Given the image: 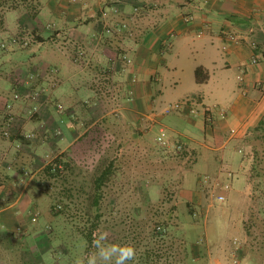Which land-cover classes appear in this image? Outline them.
I'll return each instance as SVG.
<instances>
[{
  "label": "crops",
  "instance_id": "crops-1",
  "mask_svg": "<svg viewBox=\"0 0 264 264\" xmlns=\"http://www.w3.org/2000/svg\"><path fill=\"white\" fill-rule=\"evenodd\" d=\"M29 1L4 12L0 33L30 41L0 48V264L45 261L37 178L46 156L67 150L78 131V114L60 89L66 79L89 73L91 87L101 81L113 89L108 98L97 91L87 106L96 120L114 115L139 131L157 121L145 106L190 99L179 110L191 115L203 104V122L191 120L204 123L206 137L224 148L233 141L242 151L253 147L249 138L264 119V0H38L36 17ZM200 66L209 74L205 82L196 78ZM178 142L198 160L196 148ZM28 237L31 246L23 245ZM223 257L212 264H228Z\"/></svg>",
  "mask_w": 264,
  "mask_h": 264
},
{
  "label": "rangeland",
  "instance_id": "rangeland-1",
  "mask_svg": "<svg viewBox=\"0 0 264 264\" xmlns=\"http://www.w3.org/2000/svg\"><path fill=\"white\" fill-rule=\"evenodd\" d=\"M38 48L40 46L35 44L32 49ZM87 75L89 73L83 74L79 81L66 79L60 88L65 92L67 105L78 114L76 140L67 149L73 160L71 180L67 186L77 195L70 201V212L78 214L71 221H65L64 217L51 213L52 204L60 200L58 192L65 186L62 182L53 180L39 185L35 199L42 211L41 254L45 261L37 264H75L77 257H86L93 250L92 243L80 230L89 226L81 217L83 212L80 209L85 208L87 203V194L81 186L85 185L89 190L90 182L103 160L108 163L112 159L122 161V168L118 179L106 189L101 204L104 215L94 233L107 231L109 243L134 245L136 257L128 264H150L146 262V254L150 251L152 254L155 246L163 254L164 261L167 260L166 264H212V258L219 253L228 264H253L246 257L247 246L253 239L247 234L245 222L260 235L264 233V196H257L249 182L253 147L247 144L241 152L239 147L242 145L237 141L224 148L210 136L206 137L204 123L195 125L191 120L196 116L203 122L205 106L201 103L193 106L195 112L191 115L183 113L184 110L165 112L170 104L177 101L165 103L163 100L158 109L145 106L149 114L156 113L157 121L151 122L149 127L144 123L139 136L135 135L137 130L122 127L113 119L114 115L96 120L94 116L98 114L87 106L94 103L97 91H102L108 98L112 97L113 89L101 81L100 85L96 82L97 85L91 87L93 82L87 79ZM155 87H161V83H156ZM172 87L170 85L168 89ZM56 97L60 95L56 94ZM172 98L175 99L174 96ZM68 99L73 103L69 104ZM128 102L135 104L136 100L129 99ZM213 102L210 99L207 104L214 108ZM66 103L61 105L64 107ZM107 124H111L110 127L107 128ZM90 125L91 128L86 130ZM159 136L171 141H187L198 150V160H192L193 154L191 158L170 159L166 156L167 152L158 149ZM66 144H70L69 139ZM218 146L220 148L217 149ZM61 149L46 156L47 164L67 151ZM206 176L211 179L219 176L224 182L229 181L232 187L213 189L211 182H202ZM222 193L226 196L224 201L218 198ZM164 218H169V224L166 227L159 225L164 234H156L155 223ZM31 239H25L23 245L34 244ZM181 242L188 246L189 251L184 262H181ZM238 246L237 257L232 251ZM236 258L238 262H235Z\"/></svg>",
  "mask_w": 264,
  "mask_h": 264
},
{
  "label": "trees",
  "instance_id": "trees-1",
  "mask_svg": "<svg viewBox=\"0 0 264 264\" xmlns=\"http://www.w3.org/2000/svg\"><path fill=\"white\" fill-rule=\"evenodd\" d=\"M16 3H18V0H0V33H2V27L5 23L4 12L10 8L16 7ZM27 8L31 15L36 17L39 14L41 3L38 0H30L27 3ZM38 37H40V35H37V38ZM196 78L198 82H205L209 78V74L204 67L200 66L196 70ZM135 135L139 136V131H136ZM249 144L253 146L254 150L253 163L251 169L249 170V182L253 186L257 196H264V119L256 128H254L253 134L249 138ZM158 149L161 152H167L166 156H170V159L176 160L179 158H187L190 153V150L186 145L182 150H178L169 149L158 144ZM72 163L73 160L68 153V150L64 151L48 162V164H46V166L39 172L37 178L39 181H41V183L55 180L56 182H62V184L65 185L62 191L58 192L60 200L54 202L51 206V213L55 216L64 217L65 221H71L73 217L78 214L76 212H70V201L77 198L74 190L67 186V183L71 180ZM121 163L122 161L118 162L115 159L110 160L108 163L106 160H103L102 166L95 173L92 181L90 182V189L86 190L85 185L81 186V190H85L84 192L87 194L85 198L87 203L85 208L80 209L78 207V209L83 212L81 217L89 224V226H84L80 228V230L82 231V234L87 237L90 243H92L93 234L101 224V218L104 215L101 204L105 198L106 189L110 186L111 182L118 179L119 172L122 168ZM180 182H182V177ZM36 202L35 205L40 207L38 201ZM189 206L192 209L191 204H189ZM40 214H42V211ZM169 221V218H164L155 223L154 230L156 231V234L163 235L164 230H159L158 227L162 224H164V227H166L169 224ZM245 225L247 234L253 239L247 246V252L250 256V259L252 260L253 264H263L264 233L260 235V233L255 232L251 224H248V222H245ZM254 238L258 240L257 243ZM158 244L159 241L157 242V245ZM156 247L157 246H155L152 254L151 251L146 254V262L150 264H166L167 260L164 261L163 254H160L158 252L159 248ZM180 248V253H183L181 262H184V260L188 258V246L184 244V242H181Z\"/></svg>",
  "mask_w": 264,
  "mask_h": 264
},
{
  "label": "clouds",
  "instance_id": "clouds-1",
  "mask_svg": "<svg viewBox=\"0 0 264 264\" xmlns=\"http://www.w3.org/2000/svg\"><path fill=\"white\" fill-rule=\"evenodd\" d=\"M92 249L86 257H77L75 264H128L136 257L131 243H109L107 231L93 234Z\"/></svg>",
  "mask_w": 264,
  "mask_h": 264
},
{
  "label": "built area",
  "instance_id": "built-area-1",
  "mask_svg": "<svg viewBox=\"0 0 264 264\" xmlns=\"http://www.w3.org/2000/svg\"><path fill=\"white\" fill-rule=\"evenodd\" d=\"M1 36V34H0ZM24 44V45H28L29 41L25 38V37H19V36H12L9 39L7 38H0V47L5 49L8 48L9 46L12 45H18V44ZM241 79H243V77L241 76ZM16 97H19V94H16ZM189 101L190 99H186L183 101H179L176 102L174 104H170L167 108H166V112H172L174 110H179L184 108L186 105H189ZM9 106H11V104H9ZM193 111H195L194 109H192ZM233 131H235L233 129ZM6 134L8 135L9 132L6 131ZM28 138H33L35 136L34 133L28 134L27 135ZM158 142L160 143V145H162L163 147L169 148V149H178V150H182L185 145L182 142H178V141H171L169 139L164 138L163 136H159L158 137ZM242 151V149L240 150ZM202 182L204 184H208L209 182L212 183L213 189H218V188H224V189H230L232 187V184L227 181L224 182L219 176L215 177V178H210L208 176L202 178ZM219 200L224 201L226 200V196L225 194H220L218 196ZM159 229H163L161 226L158 227ZM240 249V246H238L236 248V250L232 251L233 254H235V256H239V254L237 253V251ZM235 262H238V258L235 259Z\"/></svg>",
  "mask_w": 264,
  "mask_h": 264
}]
</instances>
